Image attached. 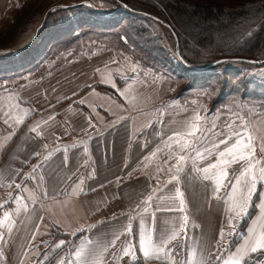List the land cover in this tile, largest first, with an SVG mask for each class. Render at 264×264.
I'll list each match as a JSON object with an SVG mask.
<instances>
[{"label": "crops", "instance_id": "0c3cea01", "mask_svg": "<svg viewBox=\"0 0 264 264\" xmlns=\"http://www.w3.org/2000/svg\"><path fill=\"white\" fill-rule=\"evenodd\" d=\"M21 3L0 0V59L23 51L27 57L20 68L26 69L30 42L45 18L12 47L11 9L20 10ZM76 44L56 45L47 57L31 62L37 66L33 72L34 65L16 78L0 76V264H107L123 257L130 264H218L217 256L228 259L260 215L264 184L258 185L247 215L236 217L228 211L229 188L217 193L212 180L193 170V161L203 169L217 154L205 152L200 159L191 148L182 152V143H193L186 135L193 124L209 129L197 146L202 152L230 136L232 122L247 123L255 137L264 136V80L248 81L262 87L256 96L248 90L227 92L233 102L198 96L182 101L170 93L161 98L155 87L163 81L148 73L145 80L121 81L108 73L111 58L99 52L91 57L84 46L89 44ZM10 67L4 61L0 69ZM212 125L224 135H214ZM183 154L190 159L178 172L173 165ZM255 157L264 165L258 146ZM241 167L228 169L230 180ZM230 216L235 235L229 234ZM222 228L225 238L218 247ZM142 229L168 252L161 260L146 261L139 252ZM60 241L65 243L57 247ZM89 249L95 255L89 256ZM126 249L134 254L125 255ZM246 261L264 264V252L247 255L242 264Z\"/></svg>", "mask_w": 264, "mask_h": 264}, {"label": "rangeland", "instance_id": "374dc122", "mask_svg": "<svg viewBox=\"0 0 264 264\" xmlns=\"http://www.w3.org/2000/svg\"><path fill=\"white\" fill-rule=\"evenodd\" d=\"M21 2L20 10L11 9L14 20L11 28L14 35L10 39L12 47L22 42L24 31L30 33L45 18L44 25L42 24L38 31L39 35L30 42L33 53L32 59L24 62L29 63L26 65L27 68L34 65L31 62L47 57L57 44L59 48L74 43L89 44L84 46L91 52L89 53L91 57L93 55L96 57L99 52V57L111 58L112 65L111 68L108 66V73H113L115 78L124 82L141 81L148 73L149 78L163 81L155 87L156 94L161 98L170 93L182 101L184 97L198 96L209 102L217 100L216 98L233 102L236 100L230 98L232 95L227 93L229 91L235 93L248 90L250 95L256 96L262 89L260 85H252L248 81L264 80V63L256 66L251 63L228 61L207 71L210 75L193 74L197 70L187 68L178 59L176 48L182 55L187 56L188 52L181 39L184 36L174 28L168 18H165L168 23L166 20L158 22L151 16L124 8L116 0H21ZM147 3L144 2L149 5L151 1ZM68 8L76 10L71 13ZM47 10L49 11L46 12ZM52 10L54 11L51 14ZM57 21L65 23L64 27L67 28L64 29L67 33L61 32L60 37L55 30ZM189 50L191 51V48ZM18 54L0 59V67L4 61L11 65L4 72L0 69V76L10 74L11 78H16L26 71L27 68L20 67L27 55L23 51ZM188 57L198 60L196 53ZM102 60L93 62L98 63ZM36 68V65L32 66L30 72ZM209 97L211 98L208 99ZM127 260V264H130L129 259Z\"/></svg>", "mask_w": 264, "mask_h": 264}, {"label": "trees", "instance_id": "16d2710c", "mask_svg": "<svg viewBox=\"0 0 264 264\" xmlns=\"http://www.w3.org/2000/svg\"><path fill=\"white\" fill-rule=\"evenodd\" d=\"M116 1L124 8L151 16L158 22L168 18L184 36L181 39L188 55L198 54V60L189 58L176 48L180 63L197 70L193 74L210 75L207 71L228 61L252 62L256 66L264 63V0ZM145 1L151 3L146 5ZM64 26L65 23L56 22L58 37L61 32L67 33Z\"/></svg>", "mask_w": 264, "mask_h": 264}, {"label": "snow or ice", "instance_id": "6c2138e0", "mask_svg": "<svg viewBox=\"0 0 264 264\" xmlns=\"http://www.w3.org/2000/svg\"><path fill=\"white\" fill-rule=\"evenodd\" d=\"M241 121L242 117H237ZM123 119V118H122ZM196 121H199L201 117L196 116ZM7 123V120H5ZM235 122L228 125L231 135L225 139H220L218 143L212 142L210 147L204 148L203 152L197 149L198 145L204 143L208 138L209 129L206 126L197 127L196 124L191 126V130L186 133L187 136L193 138V143L190 145L188 140H184L182 143L181 151L191 148L195 151L196 157L203 159L204 153L212 155L217 154V160L215 163L208 165L207 167L200 169L195 167V161H193V170L197 173H204L203 178L205 180H212L215 183V191L220 192L221 187L229 188L228 200L231 201L232 206L228 209L229 212H234L236 217L243 218L247 215L248 209L251 206L253 196L257 193L258 185L264 184V165L262 161L255 157V150L258 146L261 152H264V136L255 137L253 133L255 128L250 127L249 124L241 122L238 127L234 126ZM216 125H212L214 135L223 136L222 132H215ZM35 131V129H32ZM169 139H172L170 137ZM234 140V143L232 142ZM223 145V150H219L220 146ZM59 150V149H58ZM67 160V158H65ZM190 156L187 154L179 155L176 158V164L173 167L177 168V171H183L182 163H187ZM233 164H242L239 175L233 178L229 177L228 169ZM35 167L33 171H35ZM176 177H173L175 180ZM230 181V183H226ZM17 187H20L17 185ZM262 203L258 205L260 215L252 220L251 226L247 229V235L243 237V244L236 248V251L231 253L228 259H224L223 256H217L216 260L218 264H242L245 257L251 253L264 252V193H261ZM176 196L182 197L183 193L179 188L176 189ZM151 200V197H149ZM158 211L161 209H157ZM184 200L180 199V211L183 212ZM147 211V209H145ZM185 227L187 224V217L184 218ZM229 228L232 231L230 235H235V221L229 217ZM82 231V230H81ZM132 233V228L129 226L128 234ZM119 237H117L118 239ZM225 229L220 230V240L217 245L219 247L221 241H224ZM172 239H175V234L169 238L168 241H164V244L170 243ZM65 242L60 241L57 247H60ZM115 240L112 241L114 246ZM82 250L76 252L77 256L81 255ZM170 251V250H169ZM139 252L143 255L146 261L161 260L163 256L167 255L168 252L165 248L157 244L151 235H145L143 229L141 230L139 237ZM125 255L134 254L130 253L129 250H125ZM89 256L95 255V249H89ZM87 264V260H85ZM199 264H203L200 261Z\"/></svg>", "mask_w": 264, "mask_h": 264}, {"label": "built area", "instance_id": "2783aa9c", "mask_svg": "<svg viewBox=\"0 0 264 264\" xmlns=\"http://www.w3.org/2000/svg\"><path fill=\"white\" fill-rule=\"evenodd\" d=\"M128 260L126 258H120L118 260V262H114V261H109L108 264H127Z\"/></svg>", "mask_w": 264, "mask_h": 264}, {"label": "water", "instance_id": "95a60500", "mask_svg": "<svg viewBox=\"0 0 264 264\" xmlns=\"http://www.w3.org/2000/svg\"><path fill=\"white\" fill-rule=\"evenodd\" d=\"M152 19H153V18H152ZM153 20H156V19H153ZM249 63L253 64L252 62H249Z\"/></svg>", "mask_w": 264, "mask_h": 264}]
</instances>
